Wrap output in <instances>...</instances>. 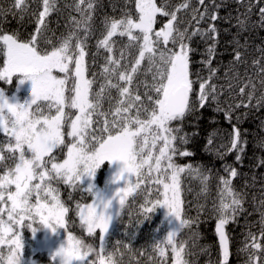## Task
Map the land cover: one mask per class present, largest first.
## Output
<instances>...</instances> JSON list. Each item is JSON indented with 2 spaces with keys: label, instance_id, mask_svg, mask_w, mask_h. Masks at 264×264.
Here are the masks:
<instances>
[{
  "label": "snow or ice",
  "instance_id": "6c2138e0",
  "mask_svg": "<svg viewBox=\"0 0 264 264\" xmlns=\"http://www.w3.org/2000/svg\"><path fill=\"white\" fill-rule=\"evenodd\" d=\"M32 2L38 3L32 13L36 27L28 39H20L18 32L4 31L0 24V82L13 85L14 78L22 74L15 92L0 87V135L4 136L0 141V264H18L23 257V230L29 228L35 235L38 226L53 233L61 228L66 232V239L50 254L51 264H112L104 255L110 249L112 219H121L130 207L129 199L135 201L138 196L143 197V202L138 205L137 215L144 220L164 206L167 215L178 221L162 238L153 237V251L159 260L152 258L150 264H167L169 252L173 264H190L186 259L192 255L188 243L197 246L198 226L205 213L216 221L218 264H230L227 226L246 211L244 194L233 184L240 175L238 169L226 166V175L217 177L218 199L211 208L197 204V215L187 217L183 178L199 179L201 192L207 194L212 177L210 170L178 162L194 155L186 147L189 134L184 132V122L199 109L214 103L216 111L223 112L231 121L241 107L264 108V91L257 95L256 83L251 78L242 81L238 88L239 103L221 104L222 89L213 82L219 71L213 67V60L219 38L215 22L221 5L216 0H210V4L197 0L198 6H193L192 0H182L177 5L170 0H124L120 17L105 14L101 18V36L89 61L88 40L94 34L98 0L65 4L78 13V18L69 14L70 27L57 43L48 36L49 17L61 11L60 0ZM133 3L134 13L128 7ZM260 4L261 0H248L246 13ZM12 9L27 13L28 0H13ZM9 11L0 7V20L6 19ZM182 11L191 20L185 21L178 15ZM158 17L164 18L159 21V28ZM191 21L196 22L195 27ZM201 22H207V27L200 28ZM259 24L264 27V7H259ZM237 27L239 32L248 29L246 15L238 18ZM195 36L210 41L206 58L200 61L207 76L192 68ZM117 37L127 38V43L117 48ZM236 44L230 72L235 65L246 62L240 48L246 52L247 46L240 45L238 40ZM101 50L107 55L103 56L100 72L91 73L89 78L90 67L96 64ZM258 51L261 56L252 64L264 89V48ZM97 76L102 82L98 83ZM233 78L239 79V73L233 72ZM25 81L31 82V95L22 100L18 93ZM231 87L229 83V91ZM113 90L116 97L112 96ZM235 119L239 121L240 117ZM212 143L210 137L208 145ZM246 145L240 127L233 124L227 152L220 153L221 158L235 152V160L241 162ZM105 161L123 164L101 188L95 179ZM258 164L264 166V159ZM113 184L118 186L112 188ZM60 185L70 189L67 200ZM76 191L81 193V200L90 202L73 201ZM69 201L73 203L70 205ZM260 205L264 207V200ZM70 213L78 218V223L76 219L69 220ZM259 224L260 238L264 239V212ZM70 226L98 239V246L93 245L94 250L85 253L79 246L87 240L71 231ZM193 226L197 230L192 231L188 240H180V234ZM126 235L135 239V233ZM247 239L251 243L246 242L242 249L248 254L246 264H264V245L257 242L252 232ZM115 245L112 250L119 252L122 259L125 252H132L130 244L117 240ZM201 251H206V247Z\"/></svg>",
  "mask_w": 264,
  "mask_h": 264
},
{
  "label": "trees",
  "instance_id": "16d2710c",
  "mask_svg": "<svg viewBox=\"0 0 264 264\" xmlns=\"http://www.w3.org/2000/svg\"><path fill=\"white\" fill-rule=\"evenodd\" d=\"M159 2V0H158ZM182 0H170L172 5L181 3ZM73 0H60L59 7L61 11L53 13L50 17V31L48 36L52 39L53 43H57L62 34L66 35L70 25L68 24L69 14L77 16L78 13L70 8L65 7V4H72ZM206 4H210V0H205ZM216 3L221 5L218 10V19L215 22L216 27L219 30L218 43L216 45V56L213 60V67H218L217 78L213 81L218 89H222V95L220 97L222 106L225 102L239 103L238 88L241 86V82H247L248 78H251L257 87V95L264 89L261 88L257 75V68L253 66L252 61L258 59L261 53L258 51L260 48H264V27L259 24V7H264V0H261L259 6H254L251 13H246V7L248 0H244L243 3H238L237 0H216ZM254 3V0H253ZM13 0H0V7L4 9H11L6 19L0 20V24L4 31L18 32L19 38L22 40L28 39L30 33H33L36 25L32 13L37 10L38 3H33L32 0H28L29 10L27 13H20L18 10L12 9ZM193 6L197 5V0H192ZM124 7V0H98L95 19L93 21V35L89 38V61L91 60V53L96 51V41L101 36L100 20L107 14L108 16L120 17L121 8ZM128 7L135 12L134 3L129 4ZM202 10V6H201ZM16 14L13 15L12 12ZM190 12V10H189ZM245 14L248 17V29L243 32H239L237 27L238 18H245ZM23 15V19H21ZM185 21L191 20V16L184 13H179ZM164 18L158 17L157 28H159V21ZM193 27L196 26L195 21H191ZM200 28H206L207 22H201ZM192 29H190L191 31ZM117 43L116 47L120 48L127 43V38H115ZM239 44L247 46V51L241 47L240 50L244 52L245 63L237 64L233 67V71H228L230 61L233 59L234 49L237 47L236 41ZM210 41L206 42L200 36L192 38V47L195 49L192 55V68L193 70H200L201 75L207 76V69L200 63L202 59L206 58V47ZM44 47V45H41ZM134 54V53H133ZM107 55L103 50L96 57V64L90 67L89 78L91 73H99L101 65L103 64V56ZM2 62V58H0ZM228 72L226 76L225 73ZM233 72L239 73V79L233 78ZM97 81L102 82L100 77L97 76ZM115 83V80L113 81ZM17 83V78H14L13 85H7L4 82H0V87H3L7 92H11ZM71 84V82H69ZM98 83L93 86L94 90L98 87ZM229 83H231V91H229ZM143 94V87L140 89ZM116 92L112 91V96L116 97ZM114 102V101H113ZM255 101H253L254 103ZM246 103V100H245ZM105 109L108 104L105 102ZM239 116L237 121L235 117ZM237 124L242 132V138L247 141L245 152L243 153L242 161L237 162L235 160V152L225 154L221 158L220 153L227 152V145L229 141V134L232 131V125ZM184 132L189 134V143L187 149L194 153L189 158L179 159V163H192L194 166H200L203 170H210L211 174V188L210 192L205 194L201 192V183L199 179L193 177L183 178L182 187L184 189L185 209L187 217H195L197 215L196 205L206 204L208 208H211L212 202L218 199L217 177L226 175L224 169L226 166L236 167L240 175L233 181L236 190L241 191L244 194L245 212L238 215L237 219L227 226V231L230 236V264H246L248 260V254L242 249L245 243H251L248 240V233L252 232L257 237V242L264 245V239L260 238V224L261 212H264V207H261L260 201L264 200V166L258 164L260 159H264V108L256 107H241L234 113V117L231 121L225 118L223 112L216 111V105L209 103L203 109H199L194 116H188L184 122ZM212 138L213 143L208 145V139ZM224 146V147H222ZM11 163V161H9ZM108 163L105 162L98 170L96 179L99 184L103 183V178L108 169ZM87 183V182H85ZM62 196L67 200L68 192L70 189L60 185ZM80 200L82 203L90 202V200H81V193L76 191L73 194V201ZM73 201L68 203L71 205ZM143 202V197H136L135 201L129 199V208L125 210L120 219L117 217L116 222L109 230V248L114 249L116 247L115 242L117 240L122 241L123 244H130L132 252L129 254L125 252L124 262L125 264H150V259L155 258L158 262V254L153 251V237L162 238L166 233L171 230V220L167 218L162 210V206L158 207L153 213L150 214V218L144 220L142 215H137L138 205ZM129 213H131V223L129 221ZM209 213H205L201 216V223L198 226L200 233V239L196 247H192V242L189 241L188 249L192 255L186 256V259L190 261V264H218L220 260L218 237L215 233V219L209 218ZM78 218L74 217L72 213L69 215V220ZM141 220L144 222L136 226ZM131 224L127 226L126 224ZM36 226V225H34ZM39 230L33 235L31 229L25 228L23 230L24 237V250H23V264H32L35 261L36 264H51V253L54 251L49 248L48 244L43 239V226H38ZM127 227V233H135V239L130 240L129 235H126L125 228ZM138 227V228H137ZM70 230L79 236H83L87 242L98 246V239L87 237L78 227L70 226ZM197 230L196 226L193 229H185L181 234L180 240H188L192 231ZM61 233V235H60ZM55 235L63 236L66 234L64 229H59ZM206 247V251H201ZM120 251L124 252V248L120 246ZM260 255V253H257ZM173 256L169 252L166 257L167 264H173ZM264 259V255H262Z\"/></svg>",
  "mask_w": 264,
  "mask_h": 264
},
{
  "label": "rangeland",
  "instance_id": "374dc122",
  "mask_svg": "<svg viewBox=\"0 0 264 264\" xmlns=\"http://www.w3.org/2000/svg\"><path fill=\"white\" fill-rule=\"evenodd\" d=\"M21 77H22V74H19L16 77L17 83ZM14 87L15 88L10 93L15 92L16 85ZM30 89H31V82L25 81V83L21 86L20 92L18 93V95L20 96V98L22 100L30 97V95H31ZM2 140H4V136L0 135V141H2ZM105 162H107L109 166H108V169H107L105 176L103 178V183L99 184L97 182V179H95L96 184L98 185V187H101V188L105 187V185H106L107 181L109 180V178L111 177V175L113 173H115L120 167H122V164H123L122 161H105ZM85 182H87V181H85ZM117 186L118 185H112V188H115ZM114 206H115V202H114ZM162 210H163L164 214L167 216V218L171 220V228L178 224V221L174 220L173 217L167 215L168 210L166 207L162 206ZM116 219H117V217L114 218L112 224L110 225V229L114 225V223L116 222ZM43 234H44L43 239H44L45 244L47 243L49 248H51L53 250H55L60 245V243L66 239V234L63 235L62 237L61 236L57 237L58 235H55L51 231V229H48L46 227H44ZM60 235H61V233H60ZM74 264H78V262H74Z\"/></svg>",
  "mask_w": 264,
  "mask_h": 264
},
{
  "label": "clouds",
  "instance_id": "9594fccd",
  "mask_svg": "<svg viewBox=\"0 0 264 264\" xmlns=\"http://www.w3.org/2000/svg\"><path fill=\"white\" fill-rule=\"evenodd\" d=\"M119 169L115 173H113V175H115L119 171ZM113 185H115V184H113ZM102 211H103V209H102ZM114 218L112 219V222H113ZM126 225L129 226V227L131 226L130 223L129 224H126ZM38 230H39V227H38ZM125 232H127V227L125 228ZM64 243H65V246H66V241ZM79 247L82 248V250L85 253H88L90 249H93L94 250L93 244L92 243H89V242L83 243ZM104 255H105V257L107 259H109L112 262V264H125L124 258L123 259L121 258L119 252H115L112 249L107 250L104 253ZM85 258H87V257H85ZM18 264H23V257L20 258Z\"/></svg>",
  "mask_w": 264,
  "mask_h": 264
}]
</instances>
